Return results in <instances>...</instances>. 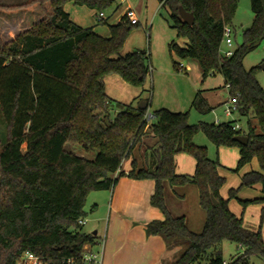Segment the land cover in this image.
Instances as JSON below:
<instances>
[{"label":"trees","instance_id":"obj_1","mask_svg":"<svg viewBox=\"0 0 264 264\" xmlns=\"http://www.w3.org/2000/svg\"><path fill=\"white\" fill-rule=\"evenodd\" d=\"M169 12L171 28L184 47L171 42L170 55L194 60L202 80L211 74L222 76L229 96L238 94L237 113L246 118V131L234 130L235 121L220 124H190L189 113L159 109L148 125L147 110L124 105L107 97L105 79L118 76L134 88H143L151 73L147 51L121 54L124 43L137 25L122 17L108 26L109 37L74 24L64 11L67 3L85 6L96 14L110 8L113 0H30L1 10H27L39 5L44 17L13 39L0 43V118L5 124V143L0 144V264H16L26 252L43 264H85V247L97 237L79 224L85 217L89 193L111 191L118 180H152L150 205L163 220L145 226L147 236L178 237L187 243L172 264H250L254 256L264 259L261 209L256 231L244 228L241 218L228 208L235 198L219 195L225 179L218 173V159H210L207 148L194 143L203 134L216 149L235 147L236 170L256 160L260 171L241 178L240 188L259 185L263 197L239 201L246 208L264 204V90L256 79V67L245 70L243 60L264 40V0H250L254 14L251 26L242 32V42L229 58L221 54L223 30L230 27L238 0H158ZM47 4L49 11L44 10ZM179 8L192 14L185 24ZM178 71L179 66L173 63ZM191 109L211 112L197 92ZM255 124V125H253ZM150 134L155 146L144 153L141 169L132 162L131 171L121 170L133 148ZM248 139L246 145L234 140ZM25 150L22 151V146ZM66 145L95 153L93 160L74 155ZM187 154L195 160L192 176L178 175L175 156ZM198 190L199 206L206 218L200 233L189 231L184 218H174L165 206L163 184ZM210 194L217 201L213 205ZM224 242L240 246L242 253L226 262Z\"/></svg>","mask_w":264,"mask_h":264},{"label":"crops","instance_id":"obj_2","mask_svg":"<svg viewBox=\"0 0 264 264\" xmlns=\"http://www.w3.org/2000/svg\"><path fill=\"white\" fill-rule=\"evenodd\" d=\"M28 1L30 0H14V2H10L7 4L19 5L26 3ZM142 2L143 0H139L138 4H134L132 0H125L122 3H117L116 1H114L113 4H115V8L112 13H116L118 10L121 9H122V13L119 19L112 25H115L120 22L121 18L123 17V13L127 8H132L136 12L137 18L139 20L140 11L137 7H140L142 5ZM7 4H5L4 2L3 3L0 2V6H7ZM149 4H152L151 7L153 8L155 5L154 0L147 1L146 9L148 15H149L148 13ZM159 7H161L160 4ZM44 10L46 12L49 11V7L47 4L44 5ZM85 10L86 9H84L83 6H75L72 3H67L64 6V11L69 15L71 21L74 24L84 29L91 28L100 37L108 38L109 30H108V34L106 32H103L106 33L107 35L100 33L97 30L98 26H103V25L110 26L108 24V17L105 16V19L100 23L99 22L94 23L93 21L90 20L85 21L84 16L88 12L89 15H96V13L90 9L88 10V12ZM10 13L12 12L6 13L5 11H2L0 9V38L1 37L13 38L15 35L10 30H13V32H15L14 30L19 29L17 31L18 33H20L30 28L34 23H36L37 21H39L44 17V12L42 11L39 5H34L33 7L27 10H17L16 12H13L16 14L14 16L8 15ZM4 14L7 15V18L5 17ZM5 19L12 21L8 22ZM147 23H148L147 20H145L143 26L144 30H146ZM6 24L9 25V29H6L5 27ZM140 25L141 24L139 21L137 27ZM6 41L9 40L6 39L3 42ZM182 41L183 43H181L180 45L178 44L180 47H184L186 43L185 40ZM127 53L129 52H125L122 49L121 51L122 55H125ZM148 54L151 59V54L149 52ZM169 57L170 59H172L173 62H175L173 59V55L169 54ZM151 61H150V66H151L150 76L152 75V71L154 70L152 68ZM190 64H192L193 66ZM192 68L196 71L197 76L200 78L201 84L204 83V81H206V79L208 78L211 77L214 78L216 75L221 76L220 74L215 73V74H211L205 80H202V71L198 63L194 60H189V59H187L186 68H184V70L182 71H184L185 75H188L187 73H190V71L193 70ZM156 70H155L156 72L155 75L156 76L162 75L163 81L165 78L168 79L171 76H174V72L173 70H171L170 65H167V68L164 66L162 67L157 66ZM119 80H121L119 77L118 79H115L114 76H109L105 79V93L107 97L124 105H129L132 103V105L137 108L141 106L143 107V110L144 109L147 110V113L151 111V107H152V100L150 96L151 91L150 89L149 90L147 89L146 83L143 86V88H139V89L136 88L135 93L131 94V96H129L127 99L122 101L109 95V91H108L109 89L123 88V85L119 82ZM155 85L156 84H154V86ZM218 88H225L223 78H222V86H219ZM218 88H203L201 90H196V91L195 89L193 90L189 89V93L187 95L183 96L182 94L180 96V94H178V97L176 96L172 99L173 102L174 101L179 102L180 104L179 110L175 108L173 110H170L168 106H166L165 108L164 104H161L160 102L159 105L161 106L159 107L161 108L159 109H167L168 111L174 113H186L184 112L183 108L186 107L187 105L191 109L192 101L195 95L197 94V92H199L201 97L207 102L209 107L213 110L214 103L212 102L213 96L211 91ZM154 89L156 92V86ZM148 92L150 93L149 95ZM158 98L159 100L162 101L165 100L164 98L162 99L160 97ZM199 122H203V121H199ZM223 122H230V120L221 122L218 118H216V120L209 123L220 124ZM152 123L150 120H148V125H151ZM155 143H156L155 139L150 134H147L143 138V140L133 148L132 154L129 157V159L124 160L122 162L121 170L125 173L131 171L132 162H134L137 165L138 169L143 168L145 166V162H144L145 150L147 148L154 147ZM194 143L199 146H204L208 149V145L206 144L205 141L204 142L200 141L199 143L194 141ZM216 151H217V159L219 162V166L222 163L223 165H227L228 168L231 167V169H233L232 168L233 165L228 166L230 164L229 163L227 164L225 161L228 158H231L233 161L235 160L238 161L239 159L238 149L235 147H231V148L220 147L216 149ZM242 169L243 171L238 173L239 179L235 182V185L237 184L238 186L237 189H235L234 183L231 187L227 186L228 179L225 176L226 172L221 168V166L218 168L219 175L225 179L224 185L219 190V195L223 200H227L229 192L231 190H236L237 192L235 198L228 200V208L236 217L242 219L244 228L250 231H256L255 227L256 225H258L261 209L264 207V204H252L247 206L246 208H243L239 204V201H249V200L262 198L263 194L261 192V187L256 185L251 188H248L254 191V192L252 191L253 193L252 196L242 197L240 196V193L242 192L243 189L242 188L239 189V186H240L241 178L244 174L250 171H260V170L255 159H253L249 163V166L247 164V166H244ZM194 170H195V160L191 156L187 154H178L175 156L176 174L192 176ZM261 173L264 175V171H262ZM163 188H164L165 206L169 211L170 215L174 218H181V217L184 218L185 225L189 231L193 233H200V231L203 228L206 215L204 210L199 206L198 190L196 186H194L193 184H187L185 186H170L168 183L165 182L163 184ZM110 192H111V204L110 207L108 208L106 228L102 236H100L98 230L94 231L97 239L93 246L85 247L86 254H91L95 256L99 261V264H172L174 263L181 255L182 251L187 247V243L178 237H164L162 235L147 236L145 232V226L149 222L161 221L164 218L163 214L159 209L150 205V198L154 192V182L152 180H133L127 177H123L118 180L117 184ZM249 208H253L252 218L255 219V223L251 222V224H249L247 220V215H245V213L248 211ZM96 219L97 218H94V220ZM85 221L86 219H84L83 229L86 224ZM263 228H264V224H263ZM261 232L264 240V230L262 229ZM238 248H240V246H238Z\"/></svg>","mask_w":264,"mask_h":264},{"label":"rangeland","instance_id":"obj_3","mask_svg":"<svg viewBox=\"0 0 264 264\" xmlns=\"http://www.w3.org/2000/svg\"><path fill=\"white\" fill-rule=\"evenodd\" d=\"M148 0H143L142 5L140 7H137L140 11L139 14V21H140V26L137 28H134L131 33L129 34L128 38L126 39L124 43V48L123 50L125 52H131L134 50H144L147 51L151 54V65L152 68L154 69L152 71V75L147 77L146 80V85L147 89H150L151 93V100H152V107L151 111H149L147 114H150L152 116L153 111L156 109H159L161 105H159V102L161 104H164L165 108L168 106L170 110L175 109H180V104L178 101H172L174 97H178V94L180 96L183 94L187 95L189 93V89L193 90H201L203 88H218L219 86H222V78L219 75H216L214 78H208L204 83H200V78L197 76L196 71L193 69L190 71V73H187L188 75L184 74V68H186L187 60L179 59L175 55H173V59L175 63L178 65L181 64L183 66V69L181 70H176L173 68V61L169 57V51H168V44L173 42L176 45H180L183 43L182 40H185L183 38H178L176 35L175 30L171 28V21H170V16L169 12L166 8L159 7V2L158 0H154V7L152 8L151 5L149 4V15L147 14V5ZM1 3H10L14 2V0H0ZM117 3H120L119 1H116ZM134 4H138L139 0H132ZM150 2V1H149ZM9 6H15V5H9L7 6H2V7H9ZM85 11L88 12V8L83 6ZM115 8V4H113L110 8L107 10L103 11L106 17H108V24L112 25L114 24L119 17L121 16L122 9L118 10L116 13H112ZM5 11L6 13L12 12L8 15L14 16L16 15L13 12H16L17 10H2ZM5 17L7 18V15L4 14ZM97 15H89V12L85 14L84 20L85 21H93L94 23H97ZM254 19V14L251 11L250 8V0H238V5L237 9L234 15V18L232 19V23L230 25V28L232 30L230 39L232 42L231 48H228L225 44L222 45V52H225L229 49L235 50L238 45L241 44L242 42V32L246 29H248ZM6 21L10 22L12 20L5 19ZM147 20V27L146 30H144V21ZM6 29H9V25H5ZM19 28V27H17ZM19 29L10 30L15 36L17 35ZM98 32L103 33L106 32L108 34V26L103 25V26H98L97 28ZM103 33V34H106ZM106 34V35H107ZM14 36V37H15ZM13 37V38H14ZM11 37H4L0 38V43H2L4 40H10L13 39ZM178 45V46H179ZM173 62V63H172ZM166 64V65H164ZM167 65H170L171 70L174 72V76H171L170 78H165L163 81V76H156L155 75V70L156 67H166ZM192 65V64H190ZM193 66V65H192ZM191 66V67H192ZM243 66L245 70H249L251 68L256 67V79L261 86V88L264 90V40L259 44L256 50L253 52L249 53L245 59L243 60ZM197 67V66H196ZM157 71V70H156ZM151 74V73H150ZM115 79H118V77L114 76ZM119 82L123 85V88H112L109 89V95L113 96L114 98L118 100H125L131 94L135 93L136 88L129 86L125 83H123L121 80ZM156 84V92H155V86ZM152 88V90H151ZM139 89V88H137ZM148 92V95L150 94ZM212 93V102L214 103V109L205 114H199L196 112L194 109H190L186 105V107L183 108L184 112L189 113V123L190 124H196L199 121H203L206 123L213 122L218 118L221 122L222 121H235L236 124L242 129L243 131H246V123L247 120L246 118L240 117L237 112L233 111L229 115L226 114L225 110V103L230 99L228 90L226 88H218L214 89L211 91ZM160 97L161 99L164 98L165 100H159ZM151 123L154 122L153 118L150 119ZM255 125V124H253ZM194 141L196 142H206L208 145L207 152L209 153L210 159L214 160L217 158V151L215 146H213L203 134H197L194 137ZM5 143V124L3 122V119L0 118V144L1 148ZM65 149L67 151L72 152L74 155L83 157L88 160H93L95 158V153L93 152H85L84 150L78 148V147H73L71 145H66ZM25 150V145L22 146V151ZM256 161V160H255ZM227 164L229 163L231 166L233 165V169L231 167H227V165H223L221 163V168L226 172L225 176L228 179V187H231L235 182L239 179L238 173L243 171V167L235 172L236 166H237V160L233 161L231 158H228L225 161ZM247 166V165H245ZM249 166V164H248ZM237 184L234 186L235 189H237ZM259 186V185H258ZM260 187V186H259ZM241 189V188H240ZM242 192L240 193V196L242 197H251L252 196V191L251 189L242 188ZM248 189V190H247ZM254 192V191H253ZM111 204V192L110 191H95L89 193L86 199V204L84 208L85 212V217L86 219V224L84 226V232H89V233H94V231L98 230V233L100 236L103 235V232L106 228L107 224V213H108V208L110 207ZM253 208H249L248 211L245 213L247 215V220L249 224L251 222L255 223V219L252 218L253 216ZM95 213V214H94ZM94 218H97L94 220ZM83 219V220H84ZM263 224L261 226V231L263 228ZM259 226V221L258 225H256V230ZM221 250H222V257L226 262H229L231 259L236 257L238 254L242 253V249L238 248V246L234 243L230 242H224L221 245ZM195 264H206L205 260H201L199 263ZM250 264H264V259L254 256L250 259Z\"/></svg>","mask_w":264,"mask_h":264},{"label":"built area","instance_id":"obj_4","mask_svg":"<svg viewBox=\"0 0 264 264\" xmlns=\"http://www.w3.org/2000/svg\"><path fill=\"white\" fill-rule=\"evenodd\" d=\"M113 1H119L120 3L124 2L125 0H113ZM123 17L129 22L130 25H138L139 20L137 18L136 12L132 8H127L124 13ZM105 19V14L103 12L98 13L97 15V22H102ZM232 30L230 27H225L223 30V44H225L228 48H231L232 42L230 39ZM221 54L229 58L233 55V50L229 49L225 52H222ZM179 69H183V66L181 64L178 65ZM225 88L228 90V85L225 86ZM237 102H238V94H235L234 96L230 97V99L225 103L226 107V114L229 115L231 112L235 111L237 112ZM151 115L146 114L145 119L148 121L151 119ZM234 130H240V127L236 124L233 127ZM80 225H84V220L79 221ZM84 263L85 264H99V261L97 258L91 254H86L84 256ZM16 264H43L39 257L35 256L32 253L26 252L22 255V257L16 262Z\"/></svg>","mask_w":264,"mask_h":264},{"label":"water","instance_id":"obj_5","mask_svg":"<svg viewBox=\"0 0 264 264\" xmlns=\"http://www.w3.org/2000/svg\"><path fill=\"white\" fill-rule=\"evenodd\" d=\"M179 17L185 24H187L189 26H191L194 22V18L192 16V14L184 11L183 8H179ZM139 109L143 110V107L139 106ZM234 140L241 145H246L248 142V139L245 136H237L234 138ZM210 200H211L213 205L217 204V201L214 199L213 195H211V194H210ZM93 235H95V232L93 233Z\"/></svg>","mask_w":264,"mask_h":264}]
</instances>
